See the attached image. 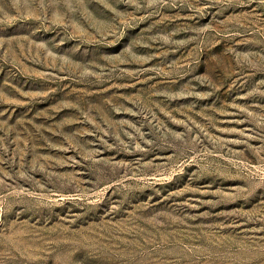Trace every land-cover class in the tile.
<instances>
[{
	"label": "rangeland",
	"instance_id": "obj_1",
	"mask_svg": "<svg viewBox=\"0 0 264 264\" xmlns=\"http://www.w3.org/2000/svg\"><path fill=\"white\" fill-rule=\"evenodd\" d=\"M0 264H264V0H0Z\"/></svg>",
	"mask_w": 264,
	"mask_h": 264
}]
</instances>
